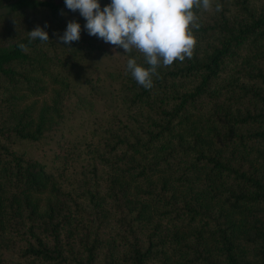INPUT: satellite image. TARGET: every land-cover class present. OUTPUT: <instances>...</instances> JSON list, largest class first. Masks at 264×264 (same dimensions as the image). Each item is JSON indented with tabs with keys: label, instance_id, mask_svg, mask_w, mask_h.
Masks as SVG:
<instances>
[{
	"label": "trees",
	"instance_id": "trees-1",
	"mask_svg": "<svg viewBox=\"0 0 264 264\" xmlns=\"http://www.w3.org/2000/svg\"><path fill=\"white\" fill-rule=\"evenodd\" d=\"M2 8L0 264H264V0L197 10L151 89L65 0Z\"/></svg>",
	"mask_w": 264,
	"mask_h": 264
},
{
	"label": "clouds",
	"instance_id": "clouds-1",
	"mask_svg": "<svg viewBox=\"0 0 264 264\" xmlns=\"http://www.w3.org/2000/svg\"><path fill=\"white\" fill-rule=\"evenodd\" d=\"M65 6L85 18L84 29L90 36L122 47L124 53L138 52L142 62L134 56L128 58L126 72L138 85L151 89L159 68L193 56L197 43L194 32L200 28L197 10H210L213 0H110L103 7L100 0H65ZM215 10L221 11L222 5L217 3ZM47 26L37 25L28 32L29 40L50 41ZM81 30L80 23L73 19L62 35H55L70 45L81 38ZM18 47L26 49L24 43Z\"/></svg>",
	"mask_w": 264,
	"mask_h": 264
},
{
	"label": "rangeland",
	"instance_id": "rangeland-1",
	"mask_svg": "<svg viewBox=\"0 0 264 264\" xmlns=\"http://www.w3.org/2000/svg\"><path fill=\"white\" fill-rule=\"evenodd\" d=\"M3 9H4V8H2V10H0V11H3Z\"/></svg>",
	"mask_w": 264,
	"mask_h": 264
}]
</instances>
